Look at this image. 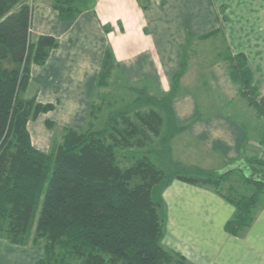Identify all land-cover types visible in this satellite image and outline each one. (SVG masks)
<instances>
[{
    "label": "crops",
    "instance_id": "obj_1",
    "mask_svg": "<svg viewBox=\"0 0 264 264\" xmlns=\"http://www.w3.org/2000/svg\"><path fill=\"white\" fill-rule=\"evenodd\" d=\"M29 2L31 35L57 41L43 64L30 65L22 94L53 106L26 123L34 148L50 151L54 138L46 121L78 131L93 124L103 104L95 103L104 94L96 85L109 49L127 82L162 96L177 90L171 108L183 129L169 140L172 161L216 174L241 172L231 169L236 165L264 172L257 161L264 162V116L241 94L220 50L210 55L200 48L214 42L243 54L264 100V0H94L70 22L59 18L52 0ZM184 79L193 82L185 87ZM161 197V244L187 264H264V196L237 235L225 230L234 207L212 188L176 179ZM42 256L38 244H15L0 234V264H35Z\"/></svg>",
    "mask_w": 264,
    "mask_h": 264
},
{
    "label": "trees",
    "instance_id": "obj_2",
    "mask_svg": "<svg viewBox=\"0 0 264 264\" xmlns=\"http://www.w3.org/2000/svg\"><path fill=\"white\" fill-rule=\"evenodd\" d=\"M93 2L52 0V6L62 21L70 22L91 9ZM31 13L29 0H0L1 235L15 244L41 246L43 256L35 264H187L161 244V194L176 179L210 187L229 201L235 213L225 225L227 232L237 235L251 224L264 183L240 172L252 191L236 194L222 186L235 170L216 174L171 160L169 140L183 129L175 124L171 108L175 88L165 97L135 88L136 97L109 112L103 127L89 123L80 131L62 128L49 152L34 148L26 123L53 106L22 94L30 65L43 64L57 41L31 35ZM218 58L227 63L244 98L264 116V100L257 94L244 55L232 53L226 45ZM114 69L118 65L108 49L97 89L108 86ZM89 114L94 115L93 110ZM46 126L54 125L46 121ZM157 138V162L146 153L138 157L121 153L150 146ZM262 162L258 161L261 167Z\"/></svg>",
    "mask_w": 264,
    "mask_h": 264
},
{
    "label": "rangeland",
    "instance_id": "obj_3",
    "mask_svg": "<svg viewBox=\"0 0 264 264\" xmlns=\"http://www.w3.org/2000/svg\"><path fill=\"white\" fill-rule=\"evenodd\" d=\"M221 43H211L210 46L207 45H203L200 48L202 50H207L209 52V54H214L213 52L216 50H222V47H220ZM219 47V48H218ZM213 51V52H211ZM187 65V63H186ZM194 65V64H193ZM191 65V67L193 66ZM196 67L195 65L192 67L194 68ZM118 69H114L112 70V72H116L113 75V78H110V83L108 85V87H106L105 89H103L104 94H103V105L100 111H96L95 115L96 118L93 120V126L94 128H99L101 125H103V123H105V119L107 118L109 112L114 111L117 108H121L126 104H129L135 97H136V92H135V88L139 89V88H143L146 93L148 95L154 96V97H161L162 94H159L158 92H156L155 90H153L151 87H147L146 85H141V84H132L126 81V79L124 80V78H122V76L118 71ZM122 73V72H121ZM183 86L185 87H189L190 84H192L193 81H190L189 84V80L188 79H184L183 81ZM100 89V91L102 90ZM100 96L101 93L97 95L96 99H95V103L97 101V105L98 102L100 100ZM167 95H163L162 97H165ZM96 106V105H95ZM148 107H141V109H147ZM95 124V125H94ZM86 125L84 124L83 129H86ZM53 132V138L55 137V135H60L61 134V128H59L58 126L54 127L52 129H50ZM165 132V130H163L162 134ZM159 141L160 138H157L154 140V143L151 144L150 146L148 145L145 148H134L133 150H128V151H122V154H132L135 157H138L142 154H148L155 162H157V155L155 150L159 149ZM51 146V145H50ZM120 153V150H119ZM134 158V157H133ZM259 161V160H257ZM261 166V165H260ZM240 172H234L232 175L228 176L226 182L222 185L223 188H228L231 187L232 190L236 193V194H250L252 189L250 187H248V185L242 180V177L240 175ZM225 189V191H226ZM224 190V189H223ZM227 194V192H226ZM162 214V212H161Z\"/></svg>",
    "mask_w": 264,
    "mask_h": 264
},
{
    "label": "water",
    "instance_id": "obj_4",
    "mask_svg": "<svg viewBox=\"0 0 264 264\" xmlns=\"http://www.w3.org/2000/svg\"><path fill=\"white\" fill-rule=\"evenodd\" d=\"M237 169L240 170L245 178L251 180V181H256V182H261L264 183V172H255L253 171L250 167L246 165H236L235 167H232L231 169ZM229 169H224L222 173L228 171ZM220 173V174H222Z\"/></svg>",
    "mask_w": 264,
    "mask_h": 264
}]
</instances>
